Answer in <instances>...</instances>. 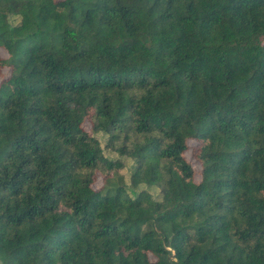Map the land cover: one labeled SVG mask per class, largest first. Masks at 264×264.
<instances>
[{"label": "trees", "instance_id": "obj_1", "mask_svg": "<svg viewBox=\"0 0 264 264\" xmlns=\"http://www.w3.org/2000/svg\"><path fill=\"white\" fill-rule=\"evenodd\" d=\"M0 47V264H264V0H0Z\"/></svg>", "mask_w": 264, "mask_h": 264}, {"label": "rangeland", "instance_id": "obj_2", "mask_svg": "<svg viewBox=\"0 0 264 264\" xmlns=\"http://www.w3.org/2000/svg\"><path fill=\"white\" fill-rule=\"evenodd\" d=\"M0 56L2 57H7L8 56V52L6 49L0 47ZM10 75V68L9 67H5L3 69V77H7ZM2 78H0V82H1ZM85 128L88 130H91V123L87 122L85 123ZM97 136L101 139L103 145L106 143L107 141V136L104 135L103 133H98ZM190 144V150L187 151L186 156L189 160H191L193 162V166L196 170V179L200 180L201 179V165L198 161H196L193 156H192V152H193V147L197 144V142L195 140H190L189 141ZM106 153L108 154V156L111 157H116L117 155L114 153H111L110 151L106 150ZM124 167L121 169V172L125 175L127 182H129L130 179V175L132 172V168H133V161L131 159H127L124 158ZM103 184L102 182V178H99L98 181L95 183V187L99 188L101 187ZM151 192L154 193V195H157L159 193L158 189H151Z\"/></svg>", "mask_w": 264, "mask_h": 264}]
</instances>
